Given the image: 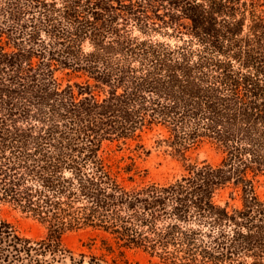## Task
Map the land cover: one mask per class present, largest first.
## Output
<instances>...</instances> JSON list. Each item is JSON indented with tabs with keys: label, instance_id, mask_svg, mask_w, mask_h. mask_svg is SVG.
Masks as SVG:
<instances>
[{
	"label": "trees",
	"instance_id": "obj_1",
	"mask_svg": "<svg viewBox=\"0 0 264 264\" xmlns=\"http://www.w3.org/2000/svg\"><path fill=\"white\" fill-rule=\"evenodd\" d=\"M151 132L180 177L106 156ZM206 141L221 161L192 164ZM261 183L264 0H0V205L47 229L0 218V264H264ZM82 229L101 255L64 247Z\"/></svg>",
	"mask_w": 264,
	"mask_h": 264
},
{
	"label": "rangeland",
	"instance_id": "obj_2",
	"mask_svg": "<svg viewBox=\"0 0 264 264\" xmlns=\"http://www.w3.org/2000/svg\"><path fill=\"white\" fill-rule=\"evenodd\" d=\"M159 38L170 43L175 41L174 39L162 38L160 36ZM57 77L64 85L83 81V79L77 78L76 74L69 71L58 73ZM76 93H78L77 90ZM156 140L155 132L145 134L143 137V144L145 145L144 151L137 149L136 142H132L127 146L117 144L106 146L108 153L106 156L113 164L121 161V166L131 163V159H133L143 171L141 178H136L137 183L165 182L180 177L185 173V163L178 157L173 156L170 149L167 147H157ZM189 157L192 164H202L206 162L216 165L222 159V155L217 151L216 146L208 141L202 143L197 149L193 150L189 154ZM144 171H146V173ZM257 192L264 198V183L258 186ZM228 196L229 191H226L222 195L225 200L228 199ZM0 218L14 225L21 236L31 240H39L47 233L46 227L38 220L14 209V207L10 205H0ZM102 238L103 235L100 232L91 229H82L64 234L62 243L65 248L73 252L75 257H79L81 253L87 255H101L100 247L102 245ZM124 260L128 264H160L158 260H152L144 252L137 249L126 250ZM67 263H69V260H67ZM124 263L125 262H118V264Z\"/></svg>",
	"mask_w": 264,
	"mask_h": 264
}]
</instances>
